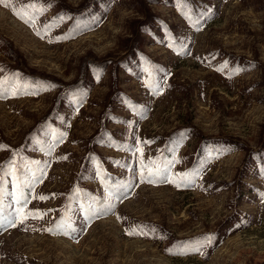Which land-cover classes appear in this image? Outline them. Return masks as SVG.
Segmentation results:
<instances>
[{
  "label": "rangeland",
  "instance_id": "rangeland-1",
  "mask_svg": "<svg viewBox=\"0 0 264 264\" xmlns=\"http://www.w3.org/2000/svg\"><path fill=\"white\" fill-rule=\"evenodd\" d=\"M57 1L0 3V264H264V0Z\"/></svg>",
  "mask_w": 264,
  "mask_h": 264
},
{
  "label": "snow or ice",
  "instance_id": "snow-or-ice-1",
  "mask_svg": "<svg viewBox=\"0 0 264 264\" xmlns=\"http://www.w3.org/2000/svg\"><path fill=\"white\" fill-rule=\"evenodd\" d=\"M5 0H0V3H4ZM182 4H186L187 0H181ZM7 7L8 5L5 4ZM45 11V8L43 6H37V4H29L23 7L21 12H17L16 14L21 18L25 19V15H28V19L25 20V22H29L31 20H34L37 16L42 15ZM185 15H188V13H185ZM199 18H204V13L200 14ZM57 19L62 20L63 17H58ZM51 27V25L46 26ZM39 34V33H38ZM151 75V73H149ZM6 81H0V89H3L4 84ZM13 91L15 92L16 89L13 87ZM151 165L156 166L155 162H150ZM171 171V162H164L159 166H156V172L149 173V177L155 175V176H162L164 179L169 183H175L177 187H180L181 184L183 185H189L194 182V177L196 173H180L175 178L171 177L169 175ZM28 172L30 173V180L25 179L23 183L17 181L16 182V192L15 193H8V195L11 197V202L5 205L4 203V194L2 189H0V227H15L17 223V218L22 216L24 214V207L26 206L29 196L25 193L24 187L30 186L32 182L38 181L40 179L39 176L36 175V172H33L31 169H28ZM7 174V173H5ZM11 174L15 177L16 172L15 169L12 170ZM143 179V177H142ZM3 178L0 177V183H2ZM151 182V181H149ZM112 196L119 200L120 199V189L117 188L115 192L112 193ZM40 199H44V197H40ZM108 209L112 207V204L109 203L107 205ZM94 214H99L98 210L93 209ZM21 222H23L21 220ZM58 229H63L65 227L64 224H60L57 226ZM49 231H52V229H49ZM130 235L133 234H143L142 232H138L136 229H133L131 232H129ZM210 242V237L205 238ZM197 245H199L201 242L197 241L195 242ZM183 248V245L181 246ZM192 251H199V247H193L191 249ZM172 251L171 249L169 250ZM175 254H187V252L181 251Z\"/></svg>",
  "mask_w": 264,
  "mask_h": 264
},
{
  "label": "trees",
  "instance_id": "trees-1",
  "mask_svg": "<svg viewBox=\"0 0 264 264\" xmlns=\"http://www.w3.org/2000/svg\"><path fill=\"white\" fill-rule=\"evenodd\" d=\"M91 1H93V0H91ZM56 2H58V1L56 0ZM88 3H90V1H88ZM55 4L58 5V3H55ZM85 6H89V4H85ZM106 65H107L106 62H103L102 65H98L97 64L98 67L99 66H102V68H104ZM29 79H30V82L32 84H37L40 87L47 86V84H48L47 81L43 79V77L42 78L41 77H38L35 74L31 75V77ZM86 80H87V77L81 76L74 83L67 84L66 90L68 92L73 93L74 94L73 96H75L78 93V91H80L81 89H84V85L86 83ZM68 94H67V97L69 96ZM69 97H71V96H69ZM63 101L64 100H62V102H60V100L58 98V101L55 103V105L52 108L51 112L48 114V117H53V115L57 113V111L59 110L60 105L62 106L64 104ZM65 101H66V98H65ZM36 132H37V129L35 131H33L31 134L36 133ZM70 202H71V199H70Z\"/></svg>",
  "mask_w": 264,
  "mask_h": 264
}]
</instances>
